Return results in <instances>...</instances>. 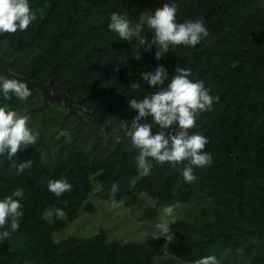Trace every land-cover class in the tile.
I'll return each instance as SVG.
<instances>
[{
	"label": "trees",
	"instance_id": "1",
	"mask_svg": "<svg viewBox=\"0 0 264 264\" xmlns=\"http://www.w3.org/2000/svg\"><path fill=\"white\" fill-rule=\"evenodd\" d=\"M177 2L178 21L203 19L209 35L195 47L176 46L160 61L155 47L148 53L146 45L139 48L141 59H135L136 40H120L108 22L118 11L135 23L142 11L168 0H30L37 20L24 32L0 34V57L10 62L11 75L50 85L53 94H67L97 116L82 115L78 125L77 118H66L62 104H47L31 115L44 106L38 89L25 101L0 97V106L28 113L29 126L38 133L36 144L11 160L0 156V198L18 188L24 192L20 227L0 240V264H155L165 255L162 249L111 241L103 231L61 243L53 238L81 212L94 213L91 195L130 205L133 187L158 202L141 212V222L154 221L160 206L195 205L166 246L179 264L213 254L219 264H264V0ZM142 35L150 43L154 34ZM158 64L168 69L169 79L178 66L189 69L190 79L202 80L211 95L219 96L212 111L201 112L188 130L208 137L203 151L213 157L210 166L195 168L192 183L179 171L183 162L172 167L149 158V174L140 175L138 152L125 136L124 126L137 115L129 99L143 100L155 90L142 85L133 92L129 86L143 84L140 73ZM104 122H112L111 135L103 131ZM61 130L68 135L59 136ZM159 130L153 126V133ZM28 160L32 166L17 173L16 165ZM60 178L73 187L57 197L47 185ZM113 184L119 186L114 198ZM48 209L62 210L66 219L46 220Z\"/></svg>",
	"mask_w": 264,
	"mask_h": 264
},
{
	"label": "clouds",
	"instance_id": "2",
	"mask_svg": "<svg viewBox=\"0 0 264 264\" xmlns=\"http://www.w3.org/2000/svg\"><path fill=\"white\" fill-rule=\"evenodd\" d=\"M177 0H168L163 7L155 10L142 11L138 20L133 23L127 12L113 11L110 13L108 29L118 35L122 41L136 40L138 45L134 58L141 59L140 46L146 45L145 52L151 53L155 47V59L160 61L171 49L178 45L195 47L208 37V28L203 19L179 22ZM38 18V10L30 5V0H0V34L26 31ZM144 32H152L149 43ZM131 75V73H129ZM191 72L184 67H177L176 73L170 77L168 69L158 64L152 72H141L143 84L133 82L129 88L136 92L142 85L155 89L143 100L131 98L128 101L130 110L137 115L131 119L130 126L125 125V136L138 155L137 169L140 175L150 172L149 158L159 164L167 162L172 167L180 163L179 169L185 182L197 180L195 168L210 166L213 157L210 152L203 151L209 143L208 137L202 132H189L196 126V119L201 112L212 111L214 102L219 96L210 94L204 82L190 79ZM167 82V83H166ZM11 94V95H10ZM31 95L26 81L8 78L0 74V97L8 100L11 96L25 101ZM151 117V122L147 119ZM159 131L153 133V126ZM174 129L171 131H165ZM61 130L59 136H67ZM38 133L29 126V114L18 109H10L7 105L0 106V156L7 154L9 160L16 156L18 150L26 149L37 142ZM32 166V160L22 161L16 165L17 173H23ZM48 191L57 197L71 191L73 185L66 179H50ZM119 186L113 184L111 197H115ZM23 189H16L10 195L0 198V240L9 237L10 232L19 229L22 211ZM66 203V202H65ZM113 203L115 200L113 199ZM173 205L162 208L158 222L154 225L157 237H164L168 243L174 240L175 234L171 225L177 221ZM59 215H63L61 210ZM191 264H219L213 255L202 256Z\"/></svg>",
	"mask_w": 264,
	"mask_h": 264
},
{
	"label": "rangeland",
	"instance_id": "3",
	"mask_svg": "<svg viewBox=\"0 0 264 264\" xmlns=\"http://www.w3.org/2000/svg\"><path fill=\"white\" fill-rule=\"evenodd\" d=\"M7 66L8 63H2L0 61V74L10 77ZM26 82L29 84L30 90H40L44 100V106L31 111V115H34L36 112H43L47 104H62L63 108L67 110L66 118L70 116L77 118L78 125L83 123L82 115L97 118L94 113L85 111L80 107L79 103L71 100L67 94L55 95L51 92L49 86L42 87L38 84H34L30 80ZM112 125V122H104L103 131L111 135L113 131ZM135 183H138V181ZM132 194L134 195V199L130 205L124 201H115V203L112 201H102L95 195H91L88 202L94 205V213L81 212L76 221L53 236L54 241L56 243H61L69 237L89 238L103 231L111 241H118L120 243L136 242L152 248L157 247L162 249L165 255L156 258L155 264H179L175 261L176 258L166 250L168 241L164 237H157L154 227L159 220L164 206H160L158 216L154 221L141 222L138 220L141 212L147 207L157 206L158 202L149 198L146 194L138 193L135 187L132 189ZM174 209L177 221L170 226L172 230L180 227L184 220L192 215L195 205H175ZM59 212L60 211L56 209H48L44 213V218L48 221L66 219V214L63 213V215H59Z\"/></svg>",
	"mask_w": 264,
	"mask_h": 264
},
{
	"label": "water",
	"instance_id": "4",
	"mask_svg": "<svg viewBox=\"0 0 264 264\" xmlns=\"http://www.w3.org/2000/svg\"><path fill=\"white\" fill-rule=\"evenodd\" d=\"M0 61L2 62V63H8V66H9V64H10V62H8V61H6V60H4L2 57H0ZM6 65V64H5ZM8 66H7V71H8ZM9 73V72H8ZM10 74V73H9ZM8 78H16L17 80H22V81H27V80H30V79H21V78H19V77H16V76H14V75H11L10 74V77H8ZM31 81V80H30ZM34 84H38V85H40V86H42V87H45L46 85H44V84H42V83H38V82H33ZM49 87H50V90H51V86L50 85H48ZM58 95H63V94H58Z\"/></svg>",
	"mask_w": 264,
	"mask_h": 264
}]
</instances>
